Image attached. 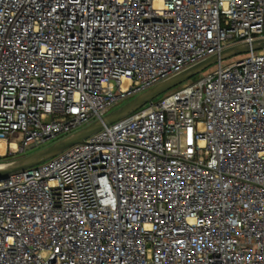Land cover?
Listing matches in <instances>:
<instances>
[{
	"label": "built area",
	"instance_id": "1",
	"mask_svg": "<svg viewBox=\"0 0 264 264\" xmlns=\"http://www.w3.org/2000/svg\"><path fill=\"white\" fill-rule=\"evenodd\" d=\"M258 38L264 0H0V162ZM0 264H264V49L0 177Z\"/></svg>",
	"mask_w": 264,
	"mask_h": 264
},
{
	"label": "water",
	"instance_id": "2",
	"mask_svg": "<svg viewBox=\"0 0 264 264\" xmlns=\"http://www.w3.org/2000/svg\"><path fill=\"white\" fill-rule=\"evenodd\" d=\"M264 49V38H258L251 42L238 43L228 46L219 53L212 54L199 62L185 68L184 70L158 82L154 86L140 92L134 97L127 100L118 108L112 110L101 119L84 126L78 131L59 138L43 147H40L30 153L22 155L17 159L9 162L7 166L0 168V177H4L11 172L22 170L37 165L67 149L68 147L84 142L87 137L104 128V126L125 117L136 109L151 102L156 97L162 95L168 90L178 86L179 84L191 79L213 63L229 56H235L249 52L251 50Z\"/></svg>",
	"mask_w": 264,
	"mask_h": 264
},
{
	"label": "rangeland",
	"instance_id": "3",
	"mask_svg": "<svg viewBox=\"0 0 264 264\" xmlns=\"http://www.w3.org/2000/svg\"><path fill=\"white\" fill-rule=\"evenodd\" d=\"M241 55H243V54H239V55L229 56V57L223 58V59H222V62H227V61L232 60V59H234V58H236V57H238V56H241ZM215 65H216V63H213V64L210 65L208 68H206L205 70H203L201 73H199V74H197L196 76L192 77L191 80H192V79H195V78H197V77H199L202 73L207 72L209 69H213V68L215 67ZM159 97H160V96L156 97L155 99H159ZM126 101H127V100H125L124 102H122V104L125 103ZM122 104H120V105H122ZM118 107H119V105L116 106L114 109H116V108H118ZM47 144H48V142L45 143V144H43L41 147H43V146H45V145H47ZM30 152H31V151H29V153H30ZM10 159H12L10 156H9L8 158H5L3 163H6V161H9ZM0 160H1V159H0Z\"/></svg>",
	"mask_w": 264,
	"mask_h": 264
},
{
	"label": "bare ground",
	"instance_id": "4",
	"mask_svg": "<svg viewBox=\"0 0 264 264\" xmlns=\"http://www.w3.org/2000/svg\"><path fill=\"white\" fill-rule=\"evenodd\" d=\"M13 146H14V144H13ZM4 152H5V141L4 140H0V153L2 154ZM7 165H8V163L0 162V168H3L5 166H7Z\"/></svg>",
	"mask_w": 264,
	"mask_h": 264
}]
</instances>
